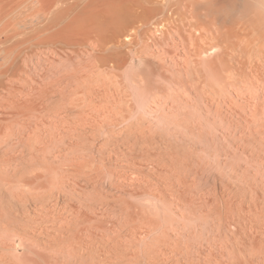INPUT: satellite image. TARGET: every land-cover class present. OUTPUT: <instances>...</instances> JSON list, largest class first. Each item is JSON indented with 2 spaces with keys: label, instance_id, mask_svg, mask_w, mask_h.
I'll return each instance as SVG.
<instances>
[{
  "label": "bare ground",
  "instance_id": "6f19581e",
  "mask_svg": "<svg viewBox=\"0 0 264 264\" xmlns=\"http://www.w3.org/2000/svg\"><path fill=\"white\" fill-rule=\"evenodd\" d=\"M4 1L0 0V21L10 16L5 22H0L4 29L2 31L0 26V75L4 77L0 80V171L5 173L4 177L9 174V179L13 175L18 177L21 188L15 186L19 193L14 198L23 199L26 203L35 202L34 207L27 211L31 213L29 216L32 220L28 222L37 224V218L42 216V213L44 217H50L48 214L53 215L55 211L52 206L58 205H52V201L47 203L40 193L43 186L42 174L53 173L56 169L55 161L65 163L72 173H82L78 177L75 172L72 180H69L70 177L66 179L64 173H58L60 176H56L55 182L54 179L50 181L52 184H49L50 178H47L48 185H51H47L51 189L50 193L47 190V196L54 193L51 192L52 188L60 193L67 187L64 191H68L72 199L77 200V204L69 205L73 208L74 215H70V211L66 213L67 207L65 213L61 211L70 217L67 216L69 220L62 218L67 224H63L61 219V224H58L59 217H64L61 213V216H54L56 221L52 219L55 224L58 221L59 226H66V234L70 235H66L69 239L67 243L61 240V235L65 236L63 228L60 229L63 233L56 229L59 231L54 233L57 236L49 232L51 236L47 235L46 240V237L42 236L46 234L41 230L43 227L39 228L34 223L16 224L18 230L15 227L14 229L17 230V235L33 239L32 241L40 236L45 237L43 244L50 239L49 242L54 244L51 249L52 253L54 252L51 255L54 256V264H61L64 260L75 263L76 260L79 262V259L83 261L85 258L88 264H264V0ZM12 1V8L7 6L8 11H3V2L5 5ZM15 10L21 15L23 13L22 18L18 14L22 20H14L17 18ZM151 24H161V29L156 28L155 31L158 30L162 35L166 32V26L173 28L179 35L176 40L172 33L173 37L169 40L172 44L171 47L170 44L168 46L171 52L177 46L182 53L179 55L176 51V55L170 56L181 62L182 66L180 63L176 65H179L177 71L183 67V71H179L184 75L187 87H190L205 105L203 108H208V112L213 109H248L246 129L243 130L246 132L244 156L228 157L229 171L226 170L227 182L223 185L226 191L222 189L220 195L214 192L211 197L212 193L209 191L210 195H201V198H198L197 203L202 204L194 208L196 212L193 211V222L191 220L189 228L185 226L186 231L193 233L192 238L182 235L183 233L181 237L180 230L173 226V222H168L167 225L153 223L151 211L153 207L159 210V203H167L168 199H171L176 202V209L182 221L191 218L187 217L185 212L190 205L184 192L190 185V178L188 176V180L186 176L190 175L188 169H194L195 172L197 160L195 159V164L191 160H183L179 169L177 161L174 160L176 155L168 151L172 147L168 140L170 135L157 138L160 133L154 136L152 127L142 125L146 121L147 125L153 120L156 122L160 117L165 119L166 109L161 107L149 111L151 106L147 105L149 107L143 109L141 102L139 107L142 108V113L135 117V114H132V120L129 114L132 109H128L130 106H126L125 102L127 109L122 107V98L125 97H122V93V96L114 95L117 93L113 88L111 90V82H108L117 81V78L122 76L120 70L126 62L124 55L128 54L122 53L127 52V49H121L122 46L129 49L131 54L128 55L133 61L136 51L135 56H141L138 55V47L134 49L136 43L144 48L147 40L156 41L158 36H154L155 32L152 33ZM169 33L170 31L166 32L164 36H170ZM167 35L165 38L169 43L170 38ZM163 38L160 40L162 43L166 41ZM7 42L10 44L6 47ZM145 49L142 50L146 51ZM163 49L158 59L162 60V53L165 55L162 56L169 57V49ZM143 53L141 52L142 55ZM149 85L148 81L144 82L148 90ZM158 88L159 84L157 90ZM94 98H104L108 103L111 100V105L106 109H91L92 106L97 107ZM155 100H152L154 105L158 104ZM105 105L107 106V103ZM145 105L146 103L144 107ZM120 107L122 109H119ZM179 110L183 112L182 109ZM173 112L176 111L170 112L171 115H174ZM182 114L184 115V112ZM177 117H173L175 120L172 117L169 119L177 121ZM162 123L164 121L160 124ZM175 124L178 122L172 126L175 127ZM195 124L191 130L195 128ZM167 127L165 128L168 129ZM101 131L104 136L98 139L100 134L98 136L97 133ZM178 136L176 135L173 141ZM181 137L183 138L184 134L181 133ZM178 140L181 143L182 139ZM219 155L215 157L218 166ZM60 164L57 165V172L62 171H59L60 167L64 168L63 164ZM51 165L55 166L54 171L51 170ZM57 172L52 175L55 176ZM162 174L165 175L160 177ZM50 177L52 178L51 175ZM11 183L6 187L10 188L12 185L13 188L17 185ZM3 185L5 186L2 183ZM2 186L0 185V197L15 195V187L5 193ZM106 186L118 191L114 201H109V195L107 197L106 193L112 191L110 187L106 189ZM128 193L132 196L145 193L147 199L144 197V202H148L137 204V200L132 203L129 201L131 198L125 199ZM57 194L54 197L58 200L61 195ZM47 196L45 199H48ZM2 198L0 200L5 199ZM49 198L52 199L53 196ZM21 202L23 204V201ZM109 209L115 210L116 214L111 213ZM22 210L17 213L20 220L28 213ZM2 211L0 212L3 213ZM108 215L114 217V221L113 218L107 220ZM0 218L2 219L1 216ZM109 220L113 223L110 228L105 229L112 231L111 235L107 229V233L103 231V225L107 226ZM202 221L209 225L211 235L202 236L205 235L202 234ZM9 222L6 225H9ZM6 225L3 223V227ZM10 225L7 226L8 229L14 226L12 223ZM99 227L103 228L101 233H98ZM55 228L57 227L54 226L53 230ZM3 229L5 230V227ZM98 234L101 236L99 241L96 239ZM83 235L89 237V242L87 239L82 240ZM47 243V247L52 246ZM35 244H38L37 241ZM13 248V244L7 247L0 238L1 262L8 261L4 256L7 253L5 251H9L8 256ZM43 255L45 257L46 254ZM11 257L13 261V256ZM28 259L32 260L30 257ZM61 259L63 260L60 262ZM26 261L20 263L28 264L30 260L25 263ZM41 262L40 264H44Z\"/></svg>",
  "mask_w": 264,
  "mask_h": 264
},
{
  "label": "rangeland",
  "instance_id": "374dc122",
  "mask_svg": "<svg viewBox=\"0 0 264 264\" xmlns=\"http://www.w3.org/2000/svg\"><path fill=\"white\" fill-rule=\"evenodd\" d=\"M6 1H8V0H5L4 2H6ZM10 1V0H9ZM4 2H3V11H8V7H10V8H12V4H10V3H13V1L12 2H7V3H5V5H4ZM8 6V7H7ZM7 7V8H6ZM9 8V9H10ZM18 10L20 11V9L18 8ZM15 11H17V10H15ZM19 11H17L16 12V14L15 15H17V18H15L14 20H22V19H20V18H22L24 15H23V13H22V15H21V13L19 12ZM19 12V13H18ZM18 14H20L21 15V17L18 15ZM12 15V14H11ZM10 16V15H9ZM9 16H7L6 17V19L4 18L2 21H0V22H5L7 19H8V17ZM20 17V18H19ZM2 23H0V24H2ZM3 25V24H2ZM2 25H0L1 27H2V31L4 30L3 29V26ZM159 25V26H158ZM161 24H156V25H150V27H151V30H152V33L154 34V32H155V34H154V36L156 35V37H157V39L154 37V36H152V38L154 37L155 38V42H154V39H150L149 41L147 40L146 41V43H145V45L147 46H145L144 48H141L142 47V45H140V44H138V43H136V45H135V47H134V49L136 50V48L138 47V55L140 54L141 56H138V58L135 56V54H137V51H136V53L134 54V56H133V61L130 59V55H128L130 52H129V49L128 48H124V46H122L123 48H121L122 50H125V49H127V52L125 51H123L122 53L123 54H125V53H128L127 54V56L126 55H124L125 57H126V62H125V64L122 66V71L120 70V73L122 72V76H121V78H117L118 80L115 82V81H108L110 84H111V90H112V88H113V91L115 92V93H117V94H114V95H121V93H122V97H125V98H122L123 100H122V102H124V104H123V109H127L124 105L126 104V106H130L128 109H132L131 110V112L132 111H134V109H136L134 112H130L129 114L131 115V118H132V120L134 119V117L135 116H138V115H140V113H142L141 111H140V109H142L141 107H139V106H141V104L143 105V109H146L147 107H149V106H151V107H149V111H151V110H155V109H160L161 107H162V109H166V111L167 112H172V111H178V109H182L183 110V112H184V115L182 114L183 112L181 111L180 112V110L176 113H174V115H171V113L169 114V113H167L166 111V113H164V115H166L165 116V119L164 118H161L160 117V120H158V121H154L153 120V122H151L150 124H148L147 125V121L146 122H144L145 124H142L144 127L145 126H147V127H152V134H154V136L155 135H157L158 133H160V134H158L157 135V138H160V137H164L165 138V136H168V135H170L169 136V139H168V137H166V139H168L169 141H170V143H171V146L172 147H170L169 148V150L168 151H170V152H172L174 155H176L175 156V158H174V160L175 161H177V163H176V165H177V167H179V169L182 167L181 166V164H182V162H183V160H185V162H187V161H189V160H191L193 163L196 161L197 162V168H195V172H194V169H192L191 171H193L194 173H192L189 169H188V173L190 172V175L188 174V175H186L187 176V179L189 180V178H190V185H189V187L188 188H186V194H185V192H184V195L186 196V200L188 201V203H189V205H190V207H191V209H189L188 208V210H189V212H188V210L186 211L185 210V212H187L186 214H187V217L189 216V217H191V218H187L186 220L188 221V223H187V221H182L181 220V217L179 216V212H178V210L176 209V205H175V201H172L171 199H168V201H167V203H166V205H165V203H159V210L158 209H155L154 207L152 208L153 210L151 211L152 212V216H153V218H152V222L153 223H155V224H165L166 223V225L168 224V222H173V226H175L176 227V229L177 230H180V236H181V234L182 235H187L189 238L191 237H193V233H189L188 231H186V229H185V226L187 225V227L189 228V223H192L193 222V217H192V215L194 214L193 213V211L194 212H196V210L194 209L196 206L197 207H200V205L202 204V202L201 203H197V202H199V200H198V198L201 196V197H206V196H208V195H210L211 193V195H210V197L212 196V195H214V192L216 193V194H218V195H220V192H222L223 190H225L226 191V187H224L225 186V184H226V182H227V177L225 178V176H227V174H226V170H228L229 171V164H227L230 160H229V158L228 157H230V156H244V150H243V148H244V144H246V132H244L245 131V129H246V123H247V116H248V109H216V111H215V109H213V110H210L209 112H208V108L206 109V108H203V107H205V105L204 104H202V102L200 101V98L199 97H197L196 96V94H195V92L192 90V89H190V87H187L188 85H187V83H186V81L184 80V75L182 74V73H180V69L183 71V67H181V68H178L179 70V72L177 71V67H179V65L180 66H182V64H181V62H179V60L178 61H176L175 59H173L172 58V56H174V55H176V51H177V54L179 53V55H181V53H182V51H181V49L180 48H177V46H176V49H175V47L173 48V46H172V48H173V50H172V52H171V50H170V47H171V44H172V42L171 41H169V40H171V38L173 37V34H174V38L176 39V40H178V36L179 35H177V33H175V31L173 30V28H171L170 26H166L164 29H165V31L166 32H169L170 31V33L169 34H171L170 36L169 35H167L168 36V38H170L171 36V38L170 39H168V41H169V43L167 42V38H165L166 37V35L164 36V34L166 33H164L163 35L160 33V32H158V30L157 31H155V29L156 28H160L161 29V26H160ZM1 27H0V32H1ZM154 27V28H153ZM170 27V28H169ZM167 29V30H166ZM170 29V30H169ZM172 30V31H171ZM2 33V32H1ZM156 33H158L159 35H157ZM173 33V34H172ZM177 36V37H176ZM164 37V38H163ZM158 38H160V39H158ZM162 38L164 39V40H166V41H163V43L165 44V45H162L163 43L161 42L162 41ZM161 40V41H160ZM158 41L159 42H161V43H158ZM150 43H151V45H150ZM168 43V44H167ZM10 43L9 42H7L6 43V47L9 45ZM170 44V47L168 46ZM150 45V46H149ZM152 45L155 47H152ZM160 46H162V48H158V47H160ZM3 47H4V45H3ZM152 47V49L154 50H149V48H151ZM146 48V49H145ZM163 48H168L169 49V54H167V56H169V57H164L165 55H164V53H162V55H164V56H162L161 55V57H163L162 58V60L161 59H158V56H160V54L159 53H161V52H163ZM171 48V49H172ZM142 49H145L146 51H144V50H142ZM178 49V50H177ZM180 49V50H179ZM121 50V51H122ZM148 50L151 52V54H150V52H148ZM161 50V51H160ZM143 51L145 52V53H143ZM153 51V52H152ZM158 51H160V52H158ZM167 51V50H166ZM181 51V52H180ZM141 52L143 53V55L141 54ZM146 52H148V53H146ZM158 52V53H157ZM157 53V54H156ZM131 54V53H130ZM152 54L154 55V56H152ZM172 54V56H170ZM146 55H148V56H146ZM179 55H177V56H179ZM144 56H146V57H143ZM150 56H152V59H150L151 57ZM141 57H142V59H141ZM160 57V58H161ZM157 58V59H156ZM167 58H169V60L167 59ZM134 59H135V62H134ZM137 59V60H136ZM155 59V60H154ZM164 59V60H163ZM167 59V60H166ZM171 59H173V60H171ZM148 60H150V61H152V62H148ZM160 60H161V62H160ZM172 62H171V61ZM129 61V62H128ZM134 64H133V63ZM156 63V65L154 64V63ZM176 62H178V63H175ZM160 63V64H159ZM180 63V64H179ZM153 64H154V66H153ZM177 64H179L178 66H176ZM164 65V66H163ZM173 65V66H172ZM125 66V67H124ZM162 66H163V68H162ZM169 67V68H168ZM155 68V69H154ZM164 68H166V69H164ZM127 69H128V71H127ZM163 69V70H162ZM124 70V71H123ZM130 70V71H129ZM165 70V71H164ZM133 71V72H132ZM158 71V72H157ZM177 71V72H176ZM124 72V73H123ZM126 72V73H125ZM164 72V73H163ZM174 72V73H173ZM134 73V74H133ZM176 73V74H175ZM180 74H182V75H180ZM135 75V76H134ZM164 75V76H163ZM180 77V78H179ZM2 78H4L3 77V75L1 74L0 75V80H2ZM168 78V79H167ZM174 78V79H173ZM165 79H166V81H165ZM182 81H181V80ZM132 80H134V81H132ZM145 81H148V83L150 84L149 85V87H150V89L148 90L147 88H146V86H144V82ZM159 81V82H158ZM183 81H184V84H183ZM120 82V83H119ZM122 82V83H121ZM158 82V83H157ZM116 83V84H115ZM157 83V84H156ZM113 84V85H112ZM159 84V88H158V90H157V85ZM164 85V86H163ZM184 85H186V86H184ZM113 86H117L116 87V90H114L115 89V87H113ZM156 87V88H155ZM187 87V88H186ZM119 88V89H118ZM163 88V90H161ZM189 88V89H188ZM137 90V91H136ZM156 90V91H155ZM184 90V91H183ZM185 90H186V92H185ZM112 91V93H114ZM124 91V92H123ZM126 91V92H125ZM149 91V92H148ZM154 91V92H153ZM163 91V92H162ZM119 93V94H118ZM155 93V94H154ZM161 95H160V94ZM188 93V94H187ZM195 94V95H194ZM153 96V97H152ZM128 97V98H127ZM187 97V98H186ZM144 98V99H143ZM147 98V99H146ZM153 98H155L156 100V103H158V104H156V105H154V103L152 102V100H153ZM158 98V99H157ZM95 99V98H94ZM126 99V100H125ZM191 99V100H190ZM101 100V101H100ZM142 100V101H141ZM144 100H146V102L144 101ZM151 100V101H150ZM167 100V101H166ZM187 100V101H186ZM97 101V102H96ZM144 101V102H143ZM159 101V102H158ZM199 101V102H198ZM101 102V103H100ZM126 102V103H125ZM131 102V103H130ZM142 102V103H141ZM181 102V103H180ZM95 103H97V104H95V105H97V107L95 108L94 106H92L91 107V109H106L107 107H108V105L110 106L111 105V100L109 101V103H108V101L106 102L105 100H104V98L103 99H100L99 98V100H98V98L97 99H95ZM105 103H107V106L105 105ZM146 103V105H145V107H144V104ZM164 103H165V105H164ZM188 103V104H187ZM201 103V104H200ZM129 104V105H128ZM99 105H100V108H98L99 107ZM103 105H104V107H103ZM121 105V104H120ZM147 105H149V106H147ZM191 105V106H190ZM204 105V106H203ZM102 106V107H101ZM135 107V108H133V107ZM164 106V107H163ZM177 106V107H176ZM202 106V107H201ZM125 107V108H124ZM152 108V109H151ZM90 109V108H89ZM119 109H122L121 107L119 108ZM170 109H172L171 111H170ZM147 110V111H148ZM195 110H197V111H199V112H196ZM148 111V112H149ZM172 113V114H173ZM179 113H181V114H179ZM132 114H135L134 115V117H133V115ZM179 114V115H178ZM189 114V115H188ZM164 115H162V116H164ZM178 117H177V116ZM173 118H175V117H177L176 119H178L177 121H173V120H170L171 119V117ZM182 116V117H181ZM184 116V117H183ZM243 116V117H242ZM181 117V119H179ZM187 117V118H186ZM151 118V117H150ZM170 118V119H169ZM173 118V119H174ZM184 118H186V119H184ZM164 121V123H162V125L160 124L161 122H163L162 120ZM168 119L170 120L169 121V123L170 124H168ZM184 119V120H183ZM175 120V119H174ZM191 120H193L194 122H191ZM152 121V120H151ZM167 121V122H166ZM171 121L173 122V126H174V123H177L178 122V126L175 124V127H173L172 125H171ZM182 123H181V122ZM185 121V122H184ZM188 121H190L189 123H188ZM198 121H199V123H198ZM165 122L167 123V125L165 124ZM154 123V124H153ZM158 123V124H157ZM184 123V124H183ZM190 123L192 124V125H190ZM194 123H196L195 125L196 126H194L195 128H193V130H191V128L193 127V124ZM160 124V125H159ZM182 124V125H181ZM229 124V125H228ZM164 125V126H163ZM185 127H184V126ZM197 125H199V126H197ZM121 126H123V125H121ZM154 126H156V128H154ZM168 126V127H167ZM182 126V127H181ZM159 127V128H158ZM165 127H167L168 129H166ZM169 127H171V128H169ZM181 127V128H180ZM202 127V128H201ZM228 127V128H227ZM179 130H178V129ZM200 128V129H199ZM237 128H238V130H237ZM164 129V130H163ZM172 131H171V130ZM174 129H177V130H175L174 131ZM186 129V130H185ZM157 130V131H156ZM161 130H162V132L164 133L165 131H167L166 133H162L161 134ZM244 130V131H243ZM155 131V132H154ZM160 131V132H159ZM174 132H176V133H174ZM199 132V133H198ZM234 132H235V135H234ZM181 133L182 134H184V137L182 138L181 137ZM186 133V134H185ZM99 134H100V136H99ZM175 134V135H174ZM97 135L99 136V138L98 139H101L104 135H103V132L101 131L100 133H97ZM163 135V136H162ZM173 135H174V137L176 136V135H179L178 136V138L176 137L175 138V140L173 141ZM172 137V138H171ZM181 137V138H180ZM156 137H155V139H157ZM170 138H171V140H170ZM244 138V139H243ZM178 139H182L181 140V143H180V141L178 140ZM178 141V142H177ZM208 141V142H207ZM233 144V145H232ZM186 145V146H185ZM230 147H229V146ZM180 146V147H179ZM225 148V149H224ZM238 148V149H237ZM178 149V150H177ZM220 149V150H219ZM173 150H176V151H174L173 152ZM183 151V152H182ZM193 151V152H192ZM181 152V153H180ZM241 152H242V154H241ZM180 153V154H179ZM229 153V154H228ZM219 154H221V155H219ZM218 155H219V159H220V161H219V166H218V164L217 163H215L217 160H215L217 157H218ZM232 156V157H233ZM216 157V158H215ZM227 157V158H226ZM196 159V160H195ZM222 159V160H221ZM231 159V158H230ZM229 160V161H228ZM222 161H223V164H222ZM57 162H59V161H55L54 163H56L55 164V166H56V169H58V167H57V165L58 164H60V162L57 164ZM54 163H52V164H54ZM63 164V166H64V168H62V167H60V170L59 171H61V172H57L58 170H56L55 168H53V167H55L54 165H51L52 167V169L51 170H53L54 171V169H55V171L57 172L56 173V175L55 176H53L54 175V172L53 173H51V172H45V173H43L42 175H44V176H42L41 178H42V182H43V186H42V188H41V190H40V193H42V195H43V197H44V200H46V202L47 201H52L53 202V204L52 205H54V204H58V205H54L55 206V208H53L54 206H52V209H55V211H54V214L52 215V214H48V215H50V217L49 216H45V217H47V218H45L44 217V213H42L43 215L41 216L40 215V217L39 218H37L36 220H37V222H39V224H37L36 222L34 223V222H28V221H32L31 219H30V216L29 215H31V213H29L27 210H29V209H32L33 207H34V203H32V202H25L23 199L22 200H19L18 198H14V196L15 197H17V194L19 193L18 192V189H16V187L15 186H18L19 188H21L20 187V184H19V181H18V177L17 176H15V177H10V179H9V174H7L8 176V178L7 177H4V174L5 173H3V172H1L0 171V185L2 186V183L3 184H5V186L3 185L2 186V188H3V192H5V191H10V188H12V185L11 186H9L10 188H7L6 186H8L7 184H10L11 182V184H17V185H14L13 186V188L12 189H14V187H15V189L17 190V193H16V190L14 189V192H15V195L13 194V196H8V194L7 195H4V197L3 198H5V199H3L2 197H0V199L2 198L3 200H0V211H2L3 213H1L0 212V216L2 217V219L0 218V238H2L3 239V242H5L6 243V246L8 247V246H10L11 244H13L14 245V248L12 249V250H14V251H10V254L7 256V254L9 253V251H5V252H7V253H5V258L7 257V259H8V261L7 260H5V262H1L0 261V264H21L20 262H24L25 260H30L29 262H28V264H33L34 262H35V264H37V263H39L40 264V262H41V260L43 259V262H44V264L45 263H47V264H50L49 262H51V264L53 263L54 264V262H53V257L51 256V255H53L54 254V252L52 253V248L54 247V244L52 243V242H49L50 241V239L48 240V241H46L47 239H48V237H46L47 235H50L51 236V234L52 235H55L56 233L55 232H59L60 231V229H62L63 231H64V233H63V231H60L61 233H63V234H65V236L64 235H61L62 237H63V239H61L62 241L64 240V242H68L69 241V239L68 238H66L67 236H70V235H68V234H66L67 232L65 231V229L64 228H66V226L64 225L63 226V224L64 223H68V222H64V220H65V217H66V220H69V219H67V216H66V214L64 215V214H62L63 213V211H64V213L66 212V210H67V212L66 213H68V211H70V215H74V213L72 212V210H73V208L71 207L72 206V204H74V203H76L77 204V200H76V198H73L72 199V197L67 193L68 191H64L67 187H65L64 189H63V191L65 192V194H63L62 192H57V190L55 189V188H52V190L53 191H51V192H54L53 194H52V196H53V198L52 199H50L49 197H52V196H50V195H48L47 196V194H46V192H47V190L49 191V190H51L50 188H48L47 187V185H48V182H47V180L49 179V184H52L50 181H53V179H54V182H55V180H57V177L56 176H60V175H57L58 173L59 174H62V173H64L66 176V179L67 178H69V180H72L74 177L72 176L73 174H75V172L73 171V173H72V170H71V172L69 171L70 169L68 168V166L65 164V163H62ZM62 164H60V165H62ZM195 164V163H194ZM225 164H226V166H225ZM59 165V166H60ZM65 166H67L66 168H65ZM225 166V167H224ZM221 167V168H220ZM220 168V169H219ZM64 169V170H63ZM78 173V174H77ZM228 173V172H227ZM53 174V175H52ZM68 174H70V175H68ZM76 174L78 175V177H80V175L79 174H82L81 172H79V171H77L76 172ZM225 174V175H224ZM50 175L52 176V178L50 177ZM67 175H68V177H67ZM76 175V176H77ZM165 175V174H164ZM163 174L160 176V177H163L164 176ZM6 176V175H5ZM10 176H11V174H10ZM72 176V177H71ZM188 176H189V178H188ZM6 178V179H4V178ZM48 178V179H47ZM52 179V180H51ZM219 179H220V181H219ZM192 180H193V182L194 183H192ZM224 180V181H223ZM9 181V182H8ZM13 181L15 182V183H13ZM18 181V182H17ZM223 181V182H222ZM6 182H8V183H6ZM53 182V183H54ZM223 183V184H222ZM55 184V183H54ZM53 184V185H54ZM46 187H45V186ZM192 185V186H191ZM221 185H222V187H221ZM224 185V186H223ZM49 187H51V185H48ZM6 187V188H5ZM53 187H55V186H53ZM110 186H106V189H108ZM221 187V188H220ZM43 188H45V189H43ZM190 188H192V189H190ZM220 188V189H219ZM91 189V188H90ZM112 192H109V193H106V195H107V197H108V195H109V201H111L112 199V201H114V197H116V194L118 193V191L115 189V188H109ZM114 189V190H113ZM220 191H219V190ZM223 189V190H222ZM54 190H56V191H54ZM92 190V189H91ZM183 190V189H182ZM191 191V192H190ZM211 193H210V192ZM1 193V192H0ZM5 193H8V192H5ZM10 193V192H9ZM47 196V198L48 199H45V197L46 196H44V194ZM49 193H50V191H49ZM57 194V196L59 195H61V197H63V199L61 198V197H58V200H57V197H54V195H56ZM67 193V194H66ZM206 193V194H205ZM11 194V193H10ZM9 194V195H10ZM113 194V195H112ZM129 194V193H128ZM128 194H126L125 195V199H129V198H131V199H129V201L131 200V202L133 203H136L137 202V200H138V203L137 204H143V202H144V197L147 199V196H146V194L145 193H139V194H133V196L132 195H130L129 194V196H128ZM65 195H67V196H65ZM85 195V194H84ZM137 195V196H136ZM192 195V196H191ZM197 195V196H196ZM204 195H206V196H204ZM1 196V195H0ZM6 196V197H5ZM85 196H87V194L85 195ZM134 196H136V197H134ZM196 196V197H195ZM42 197V198H43ZM69 197H71V198H69ZM133 197V198H132ZM143 197V198H142ZM194 197V198H193ZM200 197V198H201ZM7 198V199H6ZM56 198V199H55ZM69 200H68V199ZM138 198V199H137ZM192 198H193V200H192ZM196 198V199H195ZM199 198V199H200ZM13 199V200H12ZM60 199V200H59ZM85 199V198H84ZM141 199V200H140ZM145 199V200H146ZM4 200H5V202H4ZM12 200V201H11ZM19 202H18V201ZM57 200V201H56ZM63 200V201H62ZM88 200V199H87ZM140 200V201H139ZM196 202H195V201ZM21 201H23V204H22V202ZM42 201H43V199H42ZM141 201H142V203H141ZM171 201V202H170ZM3 202V203H2ZM9 202H10V204H9ZM56 202H59V203H56ZM67 202V203H66ZM107 202H108V198H107ZM145 202H148L147 200L145 201ZM144 202V203H145ZM11 203H12V205H11ZM25 203H26V205H27V207H26V205H25ZM44 202H42V204H43ZM48 203V202H47ZM72 203V204H71ZM171 203V204H170ZM193 203V204H192ZM196 203V204H195ZM22 204V205H21ZM68 206H67V205ZM109 204V203H108ZM170 204V205H169ZM2 205V206H1ZM3 205H6V206H3ZM69 205H71V206H69ZM199 205V206H198ZM22 206H24V207H22ZM108 206V205H107ZM166 206H167V208H166ZM174 206V207H173ZM193 206V207H192ZM67 207V208H66ZM108 207H110V206H108ZM171 207V208H170ZM16 208V209H15ZM19 208V209H18ZM62 208H64L63 210H62ZM65 208H66V210H65ZM69 208H71V209H69ZM111 208V207H110ZM13 209V210H12ZM22 209H24V211L25 212H28V213H26V215L24 216V219L21 221L20 220V218L17 216V213H21L23 210ZM106 209V208H105ZM19 210V211H18ZM57 210V211H56ZM110 210V212L111 213H115L116 211L115 210H111V209H109ZM168 210V211H167ZM61 211H62V213H61ZM160 211V212H159ZM13 212V213H12ZM16 212V213H15ZM43 212H45V211H43ZM171 212H172V214H171ZM58 213V214H57ZM59 213H61L62 215H64V217H62ZM110 213V214H111ZM178 213V214H177ZM2 214V215H1ZM45 214H47L46 212H45ZM116 214V213H115ZM157 214V215H156ZM191 216H190V215ZM57 215V216H56ZM58 215L59 216H61V218L59 217V222L60 223H58L59 225L61 224V221H60V219L62 220V225L61 226H59L58 224H57V222H56V224L58 225H56L55 224V222H53L55 219H53V218H55V217H58ZM113 215V214H112ZM174 215V216H173ZM177 215V216H176ZM26 216H27V218H26ZM29 216V217H28ZM55 216V217H54ZM109 216V217H108ZM107 216V220L108 219H112V221H114V217H115V215H113L114 217H112L111 215H108ZM111 216V217H110ZM151 216V217H152ZM194 216V215H193ZM12 217V218H11ZM23 217V216H22ZM42 217V218H41ZM49 217V218H48ZM157 217V218H156ZM64 220H63V219ZM68 218H70L69 216H68ZM161 218V220H159ZM166 219V221H165V219ZM175 218H177V219H175ZM19 219V220H18ZM29 219V220H28ZM47 219V220H46ZM49 219V220H48ZM52 219H53V221H52ZM164 219V220H163ZM3 222H2V221ZM5 220H6V222H5ZM11 220V221H10ZM35 220V221H36ZM71 220V219H70ZM158 220V221H157ZM167 220H169V221H167ZM179 220V221H178ZM191 220H192V222H191ZM10 221V222H9ZM19 223H18V222ZM49 221H51V222H49ZM56 221V220H55ZM9 222V225L12 223V225L14 224V226H13V228L12 227H10L11 229H8L7 228V226L9 227V225L7 224L6 225V223H8ZM22 222V223H21ZM27 222V223H26ZM175 222V223H174ZM180 222V223H179ZM183 222H185V224H184V226H183V228H182V223ZM3 223L6 225V226H4L5 227V230L3 229L4 227H3ZM32 223V225H34V224H36V225H38L39 226V228L40 227H43V228H41V230H42V232H44V233H46V234H42V236L44 235L45 237H46V243H47V245L48 244H50V245H52V246H46V243L45 244H43L44 242H42L43 241V239L45 238V237H42V236H40V237H42V238H37V239H34V241L36 240L37 241V245L35 244V242L34 241H32L33 239H25V237L23 236V237H20V236H18L17 235V225L18 224H31ZM34 223V224H33ZM113 222H111V220H109L108 222H107V226H105V225H103L104 226V230H103V226L101 227V229H100V227H99V229H100V231H99V229H98V233H101V230H103L104 232H106L105 230L107 229V232H108V228H106L105 229V227H109L110 228V224H112ZM178 223V225H176ZM203 223H204V221H202V225H201V227L203 228V233L202 234H205V235H202V236H206L207 234L208 235H211V231H210V227H209V225L208 224H205L204 223V227H203ZM17 224V225H16ZM47 224V225H46ZM109 225V226H108ZM11 226V225H10ZM57 227V228H55L54 230H53V227ZM209 228H207V227ZM3 227V228H2ZM14 227H15V229H17V230H15L14 229ZM186 227V228H187ZM45 228V229H44ZM52 230H51V229ZM180 228V229H179ZM193 228V227H192ZM206 228H207V230H206ZM56 229L57 230H59V231H56ZM185 229V230H184ZM50 230V231H49ZM184 230V231H183ZM209 230V231H208ZM8 231V232H7ZM13 231V232H12ZM46 231V232H45ZM182 231V232H181ZM185 231H186V234H185ZM49 234H48V233ZM106 232V233H107ZM112 232V231H111ZM111 232H108V233H110V235L112 234ZM209 232V233H208ZM55 233V234H54ZM60 233V234H61ZM4 234V235H3ZM58 235H59V233H57ZM67 235V236H66ZM55 236H57V235H55ZM98 236H100L99 234L96 236L97 238V240L99 241V240H101V236L100 237H98ZM59 237V236H58ZM65 237V238H64ZM106 237V236H105ZM182 237V236H181ZM19 238V239H18ZM57 238V237H56ZM70 238V237H69ZM73 238V237H72ZM99 238V239H98ZM41 239V241H39V240ZM74 239V238H73ZM85 240V239H87L86 241L87 242H89V237H85L84 235H83V237H82V240ZM27 240H29V241H31V242H28ZM75 240V239H74ZM9 241V242H8ZM27 241V242H26ZM39 241V242H38ZM86 241H84V242H86ZM19 242V243H18ZM33 242V243H32ZM8 243V244H7ZM32 243V244H31ZM52 243V244H51ZM46 246V247H43V246ZM65 245V244H64ZM18 246V248H16V247ZM39 246H41V247H39ZM39 247V248H38ZM23 248V249H22ZM27 248H28V250L29 251H27ZM46 248H48V249H46ZM38 249H40V250H38ZM45 249V250H44ZM50 250H51V253H50ZM27 251V252H26ZM31 251V252H30ZM34 251V252H33ZM44 251V252H43ZM46 251V252H45ZM53 251H55V248L53 249ZM39 252V253H38ZM43 252V253H42ZM28 253H30V254H28ZM42 255H41V254ZM29 255V257L30 258H32V260H34V262L31 260V259H28L29 257L27 256V255ZM36 254V255H35ZM39 254V255H38ZM43 254H46L45 255V257H44V255ZM13 256V261H11L12 259V257L11 256ZM27 256V257H26ZM41 256V257H40ZM49 259H48V258ZM50 257H52V258H50ZM15 258V259H14ZM24 258H27V259H25L24 260ZM47 258V260H45ZM18 259V260H17ZM38 259V260H37ZM55 259V258H54ZM49 260V261H48ZM63 259H61L60 260V262L62 261ZM76 259L74 258V260L73 261H75ZM84 262H86L87 261V258H85V259H82ZM7 261V262H6ZM16 261H18V263L16 262ZM27 261L25 262V263H27ZM47 261V262H46ZM65 261V260H64ZM64 261H62L61 262V264L63 263V264H79V263H83V261H81L80 259H79V262L76 260L75 261V263L74 262H71V263H68V262H66L65 261V263H64ZM33 262V263H32ZM37 262V263H36ZM43 262H41V263H43ZM81 263V264H82ZM24 264V263H23ZM60 264V263H59ZM85 264V263H84ZM86 264H88V261L86 262Z\"/></svg>",
  "mask_w": 264,
  "mask_h": 264
}]
</instances>
